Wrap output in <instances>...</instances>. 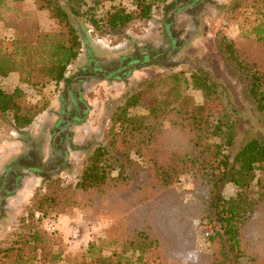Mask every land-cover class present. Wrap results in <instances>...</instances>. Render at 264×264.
<instances>
[{
    "label": "trees",
    "instance_id": "obj_1",
    "mask_svg": "<svg viewBox=\"0 0 264 264\" xmlns=\"http://www.w3.org/2000/svg\"><path fill=\"white\" fill-rule=\"evenodd\" d=\"M23 1L0 0V19ZM36 1L39 9L60 19L67 35L36 33L32 42L17 39L12 49L0 48V76L16 73L22 83L39 88L41 77L64 83L67 94L75 95L71 101L78 111L72 112L74 118L59 115L54 124L46 122L37 137L21 133L23 153L1 168L0 219L8 212V200L31 175L41 184L10 236L0 241V264H169L179 256L180 240L173 234L176 219L169 193L184 172L193 178L197 219L209 242V252L193 253L194 263L264 264V136L251 128L240 130L241 115L203 71L189 77L177 72L145 79L116 106L109 120V142L88 153L77 180L66 184L60 176L71 167L70 153L85 149L86 141L74 142L73 126L85 123L90 109L80 95L79 80L84 76L76 73L75 82L66 77L81 48L71 19L85 16L95 30L118 31L133 20L148 19L167 0H131V9L107 0L110 5L101 12L97 10L101 0H92L84 11L85 0ZM195 3L176 2L171 13ZM240 4L238 0L233 8L248 6L252 23L247 29L239 24L241 41L221 39L219 51L230 72L246 84L244 94L254 115L264 120V0ZM123 60L117 59L116 67L127 75L142 63ZM89 62L107 68V63ZM133 63L137 67H128ZM190 87L202 93L200 103L187 94ZM48 107L46 99L28 100L20 87L6 91L0 86V113L9 115L18 131L30 127ZM134 108L143 112L131 114ZM164 121L172 123L171 132L164 130ZM227 183L235 187L230 197L223 195ZM74 209L86 218L107 221L108 228L68 258L62 235L47 225Z\"/></svg>",
    "mask_w": 264,
    "mask_h": 264
},
{
    "label": "rangeland",
    "instance_id": "obj_2",
    "mask_svg": "<svg viewBox=\"0 0 264 264\" xmlns=\"http://www.w3.org/2000/svg\"><path fill=\"white\" fill-rule=\"evenodd\" d=\"M85 1L81 11H84L92 3V0ZM119 2L127 9L132 7L131 0H115V3ZM176 2L181 4L182 0H167L165 4H159L154 8L148 19L133 20L126 28L118 31L95 30L87 17H71V23L75 26L81 48L78 57L68 67L66 77L75 82L76 73L86 71L93 73L94 77L78 79L80 95L86 100L90 109L86 122L73 126L74 142L78 144L86 141V144L83 145L85 149L70 153L71 167L68 171L60 174L66 184L74 183L77 180L84 160L94 147L109 142L111 137L109 120L116 106L121 104L126 96L133 93L145 79L161 75L181 72L189 77L191 73L199 70L207 73L210 80L218 83L223 89L228 104L241 115L240 130L251 128L264 136V120H260L254 115L251 103L244 94L246 84L241 83L240 77L233 75L227 68L218 46L221 39L242 40L239 24L246 29L249 27L253 20L252 10L248 9V6L234 9L233 6L238 0H198L196 5L188 9V13L191 14H187L185 9L172 14L170 9ZM109 5L107 0H101L97 10L99 12L106 10ZM239 5H241L240 0ZM16 10H11L4 19H0L1 49H12L13 43L17 42V39L32 42L36 33L56 32L60 34V37H66L67 33L61 27L60 19L48 9H39L36 0H24ZM170 23L173 27L172 35L177 37L176 49L159 53L144 61L142 58L145 56L144 50L165 48L169 42V36L164 28L166 24ZM120 57L125 59L123 62H126L127 58H133L138 59V63H140L139 61L142 63L127 75L122 72L123 68L116 67V60ZM90 59L97 60L102 64L107 63V68L94 67L89 62ZM114 60L115 62L112 64L108 63ZM132 66L137 67V64L133 63L128 67ZM106 74L113 75L108 79L99 78ZM40 80L43 81V86L39 88L22 83L16 73L7 77L0 76V86L6 91L20 87L31 102L35 103L46 99L49 105L48 109L41 114L43 116L39 114L30 127L21 131L14 129L9 115L0 113V154L7 146L17 149L0 164V170L23 153L25 148L22 141L23 134L27 133L31 137H37L46 122L54 124L59 115L67 119L74 118L72 112L78 111V109L75 110V104L71 101L75 95L67 94L64 83L56 85L46 77H41ZM187 94L193 97L196 103L202 101V93L199 90L190 87ZM130 112L136 114L143 111L134 108ZM163 128L171 132L172 123L164 121ZM241 136L242 134H239V137ZM4 141L8 143L4 144ZM15 142L19 145L18 148ZM46 150L48 151V146ZM30 178L31 182L26 181L23 186V188L26 186L27 190L15 200L19 202L15 203L16 207L14 206L12 213L10 212L12 215L7 212L4 217L12 218L3 228L0 227V241L9 237L16 225L17 217L23 209L20 206L21 197L24 195L26 198L29 197V189L40 186L39 178L37 179L34 175H31ZM234 192V185L227 183L223 189V195L230 197ZM169 194L171 204H173L171 211L176 219L173 234L180 239L176 246L179 256L172 258L169 264H195L192 259L193 253L209 252V242L197 219L198 206L191 174L188 172L180 174ZM73 213H78V210L74 209L67 214ZM63 215H59L57 220ZM71 218L73 220H69L59 228L54 227L53 223L47 225L49 231H56L62 235L68 258H73L81 253L86 248L88 241L102 235L108 228L107 221L94 216L86 218L82 215L80 219H76L73 215ZM169 233L171 232L169 231ZM171 236L173 237L172 234ZM117 247H121V245L118 243ZM19 264L39 263L23 261Z\"/></svg>",
    "mask_w": 264,
    "mask_h": 264
},
{
    "label": "crops",
    "instance_id": "obj_3",
    "mask_svg": "<svg viewBox=\"0 0 264 264\" xmlns=\"http://www.w3.org/2000/svg\"><path fill=\"white\" fill-rule=\"evenodd\" d=\"M42 114V113H41ZM40 114V116H43V115H41ZM75 140V139H74ZM76 142H79V141H76ZM6 143H8L7 141H4V144H6ZM15 144H17L16 142H15ZM18 144H17V148H18ZM14 151H17V149L14 147H10V148H8V146L3 150V153H1L0 154V164H2V162L4 161V160H6L7 158H8V155H10V154H12V152H14ZM38 179V178H37ZM30 180H32L31 178L30 179H28L27 181L28 182H31ZM39 181H40V184H41V180L39 179ZM33 188V189H32ZM31 189H29L30 190V192H29V197H25V195L23 196V197H21L22 198V201H21V203H20V206L21 207H24L26 204H28V202L30 201V196H32V194H33V192H34V190L37 188V187H32ZM27 190V188H26V186L24 187V188H22L21 189V191H19L18 192V194L14 197V198H11V199H9L8 200V202H7V208L9 209V211H8V213L10 214V215H12L11 213H12V209H14V206L16 207V204H18V202L19 201H15L16 200V198H18L19 196H20V194L22 193H24L25 191ZM15 201V202H14ZM16 203V204H15ZM11 212V213H10ZM73 215H75V217H76V219H80V217H82V214L80 215V213H73V214H64L61 218H59L55 223H54V227H58L59 228V226H63L64 224H66L67 222H69V220H73L71 217H73ZM12 217H8V218H2V219H0V227L1 228H3V226L6 224V223H8L9 221H10V219H11Z\"/></svg>",
    "mask_w": 264,
    "mask_h": 264
},
{
    "label": "flooded vegetation",
    "instance_id": "obj_4",
    "mask_svg": "<svg viewBox=\"0 0 264 264\" xmlns=\"http://www.w3.org/2000/svg\"><path fill=\"white\" fill-rule=\"evenodd\" d=\"M183 1V0H182ZM198 2V0H196V3ZM195 3V5H196ZM192 6H188L186 8H182V9H185L184 11L187 13V14H191V13H188L189 12V8H191ZM181 10V9H180ZM179 11V10H178ZM172 14H175V13H172ZM165 31L167 33V35L169 36L168 37V43L167 45L165 46L164 49H159V50H154V49H147V50H144L145 51V56H142L143 60H149L151 59L152 57H155L156 55H158L159 53H166V52H169L171 49L175 50L176 49V42H177V37L175 35H172V24L170 26H168V24L165 25ZM169 31V33H168ZM172 39V40H171ZM78 76H84V77H90L91 75L94 76L93 73H90L88 71L86 72H77ZM68 89H71L70 86L68 87ZM63 96V94H62Z\"/></svg>",
    "mask_w": 264,
    "mask_h": 264
}]
</instances>
